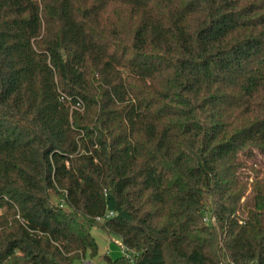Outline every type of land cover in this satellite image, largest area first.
I'll return each instance as SVG.
<instances>
[{"label": "trees", "instance_id": "1", "mask_svg": "<svg viewBox=\"0 0 264 264\" xmlns=\"http://www.w3.org/2000/svg\"><path fill=\"white\" fill-rule=\"evenodd\" d=\"M90 226L103 264H264V0H0V264Z\"/></svg>", "mask_w": 264, "mask_h": 264}, {"label": "rangeland", "instance_id": "2", "mask_svg": "<svg viewBox=\"0 0 264 264\" xmlns=\"http://www.w3.org/2000/svg\"><path fill=\"white\" fill-rule=\"evenodd\" d=\"M258 156H255L258 161ZM90 233L97 244V255L93 258L86 256L81 261H75L73 264H103L101 257L107 255L110 259H116L122 255L120 240L116 236L105 234L99 227L90 226Z\"/></svg>", "mask_w": 264, "mask_h": 264}, {"label": "built area", "instance_id": "3", "mask_svg": "<svg viewBox=\"0 0 264 264\" xmlns=\"http://www.w3.org/2000/svg\"><path fill=\"white\" fill-rule=\"evenodd\" d=\"M109 215H111V212H107L105 216H109ZM100 219H101V218H98V217L95 218L96 221H100Z\"/></svg>", "mask_w": 264, "mask_h": 264}]
</instances>
